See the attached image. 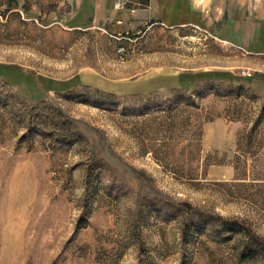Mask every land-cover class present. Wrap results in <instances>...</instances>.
Returning <instances> with one entry per match:
<instances>
[{"label":"rangeland","instance_id":"rangeland-1","mask_svg":"<svg viewBox=\"0 0 264 264\" xmlns=\"http://www.w3.org/2000/svg\"><path fill=\"white\" fill-rule=\"evenodd\" d=\"M71 13L0 0V264H264V43Z\"/></svg>","mask_w":264,"mask_h":264},{"label":"crops","instance_id":"crops-1","mask_svg":"<svg viewBox=\"0 0 264 264\" xmlns=\"http://www.w3.org/2000/svg\"><path fill=\"white\" fill-rule=\"evenodd\" d=\"M118 2L126 4L119 9ZM64 3L70 7L71 14L77 15L80 25L84 24L83 20L89 19L94 25L116 22L129 29L152 21L170 28L192 26L205 29L218 26L225 27L234 36H238L242 43L239 45L244 49L252 50L253 45L264 43V0H64ZM128 12L131 13L133 22L129 21ZM88 75L85 81L91 85L99 86L105 91L128 94H150L170 88H187L203 81L190 74L159 73L129 83L116 84ZM246 83L251 82L246 80ZM262 84L264 85V76ZM48 87L55 88L52 85Z\"/></svg>","mask_w":264,"mask_h":264},{"label":"built area","instance_id":"built-area-1","mask_svg":"<svg viewBox=\"0 0 264 264\" xmlns=\"http://www.w3.org/2000/svg\"><path fill=\"white\" fill-rule=\"evenodd\" d=\"M126 4V2H122V3H120V2H118L117 3V7L119 8V9H121V8H123V6Z\"/></svg>","mask_w":264,"mask_h":264},{"label":"trees","instance_id":"trees-1","mask_svg":"<svg viewBox=\"0 0 264 264\" xmlns=\"http://www.w3.org/2000/svg\"><path fill=\"white\" fill-rule=\"evenodd\" d=\"M227 80H229V79H227ZM232 80V79H231Z\"/></svg>","mask_w":264,"mask_h":264}]
</instances>
